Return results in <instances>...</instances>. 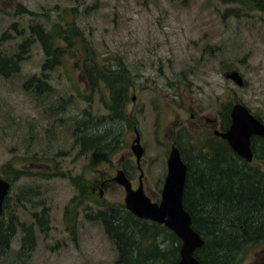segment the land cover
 I'll return each instance as SVG.
<instances>
[{
	"label": "rangeland",
	"instance_id": "rangeland-1",
	"mask_svg": "<svg viewBox=\"0 0 264 264\" xmlns=\"http://www.w3.org/2000/svg\"><path fill=\"white\" fill-rule=\"evenodd\" d=\"M39 23L78 29L87 57L103 68L92 71L98 77L92 87L90 73L67 54L43 77L44 54L35 42L17 74L0 75V178L11 183L0 217L6 232L0 264H115L122 244L110 216L134 237L131 264L153 258L148 264H164L163 252L179 256L175 233L132 215L124 189L112 181L122 169L138 187L135 132L144 147L140 182L151 202H159L168 149L177 141L195 182L189 203L203 209L211 202L219 215L238 207L264 216V187H251L264 180V146L254 137L247 181L212 136L236 103L264 123V0H0V56L34 39L28 28ZM73 50L77 57L80 43ZM234 70L242 87L225 78ZM109 80L125 93L119 114L118 106L111 109ZM82 124L109 144L103 157L80 146ZM239 251L238 264H264L262 239Z\"/></svg>",
	"mask_w": 264,
	"mask_h": 264
},
{
	"label": "trees",
	"instance_id": "trees-1",
	"mask_svg": "<svg viewBox=\"0 0 264 264\" xmlns=\"http://www.w3.org/2000/svg\"><path fill=\"white\" fill-rule=\"evenodd\" d=\"M63 26L64 25L58 28L51 27L50 29H46V27L40 23L31 25L28 28V32L30 37L34 39L26 37V39H24L20 43L14 54L8 57L0 56V75L5 78H10L11 76L17 74L19 72V66L21 62L30 52L31 45L37 42L44 54V61L41 65V75L43 77H45L46 73H49L56 67L60 66L65 59L64 57L69 54L72 58L79 59L80 63L78 64V66L83 69L86 74L90 73L89 81L92 87H94L95 81L98 79V77H92V74H94V72L92 71H97V69H101L103 67L98 62H96L95 59H90L89 57H87L88 51L86 44L83 42L84 37L81 33H78V29H70L68 26ZM12 29H14L16 33L21 32L16 29V26H12ZM57 39H62L64 46L58 45L56 43ZM77 42L80 43L81 52H79L76 57V53H74L73 49L77 47ZM88 64L91 69L88 68ZM35 80V76L30 79L29 82H31V87ZM110 82L111 83H109V85L111 86L113 100V107L111 109L113 110L116 106H118L119 112L116 109L115 112L119 114L122 110L123 98L125 97V93H120V87L118 88L117 92L114 81ZM38 84L40 86L36 85V92L38 94L45 93L46 90L44 88H40L44 85V81L38 80ZM84 128H86V126L82 124V128L78 130L80 131V146L84 151L89 150V152L93 153L94 155H101L103 157V155L105 154V150H107L109 144L106 142L102 145L100 143V138H94V136H91L90 134L87 135V131L84 130ZM104 135L106 134L104 133ZM111 138L113 139V137ZM105 139H107L106 136ZM107 154H109V151ZM233 176H235V172L233 173ZM235 178H237V176H235ZM259 184V182L258 184L255 183L251 185V187H254L256 190H258V188H260V186H258ZM194 189L195 187L193 186L186 188V191L183 195V206L191 216L193 229L197 231L204 240V244L201 249L195 252V257L201 264H238V256L241 252L239 251V249L241 245L245 244L249 240L257 241L262 239L264 241V216L257 219V217H253L247 212H242L241 208L239 209L238 207L233 208L232 210H230V212L225 211L223 214L219 215L217 212L214 213V211L209 208L211 202L210 204L209 202H206L204 204V208L200 209V207L193 206L191 203H189V196ZM217 199H223L221 197V194H217ZM206 218L209 219L208 223L206 221ZM107 222L112 225L113 231L117 234V238L120 239L122 244L119 246L118 259L115 264H131L128 259L130 255L133 256L131 252L132 247L134 246V237L132 235H128L125 231L119 230L118 226L116 228L114 227V224L117 222L114 216H110ZM132 222L139 226L138 231L144 235L145 232H142L141 230L142 224L140 223V221L136 220ZM210 222L213 223V226L210 225ZM160 228L164 227L160 226ZM4 232L5 231H3V228H1L0 226V249L2 248V246H4L3 244L5 243L4 237L2 235ZM7 232H9V235H12L13 233L12 229L9 227L7 229ZM125 240L129 241L130 244L133 245H129V243H127ZM137 249L133 248V250H135L134 255L137 258L143 259V254ZM155 252L158 254V249H155ZM167 253L168 252H163L165 256L161 259L162 263L176 264L179 261L178 254H176L175 256L173 251L171 254ZM157 257L158 258L155 260V262L159 260V256ZM137 258L134 259L138 260ZM148 260L153 262L154 258ZM148 260H141L139 262H134L133 264H148Z\"/></svg>",
	"mask_w": 264,
	"mask_h": 264
},
{
	"label": "water",
	"instance_id": "water-1",
	"mask_svg": "<svg viewBox=\"0 0 264 264\" xmlns=\"http://www.w3.org/2000/svg\"><path fill=\"white\" fill-rule=\"evenodd\" d=\"M225 78L233 81L238 87L244 85L243 78L234 70L225 74ZM231 125L226 132L218 136L228 142L233 151L243 160H252L250 139L252 136L264 138V124L256 119L241 103L232 106L230 112ZM131 150L139 162L143 149L138 134ZM166 177L161 190L159 203H152L145 195L142 185L136 190L123 171H118L112 181L121 185L125 191L124 206L135 217L164 225L180 239L179 261L176 264H201L194 256L204 240L191 227V217L183 206V191L186 180V165L182 161L177 147L172 146L166 162ZM10 190L9 182L0 178V216L3 201Z\"/></svg>",
	"mask_w": 264,
	"mask_h": 264
},
{
	"label": "flooded vegetation",
	"instance_id": "flooded-vegetation-1",
	"mask_svg": "<svg viewBox=\"0 0 264 264\" xmlns=\"http://www.w3.org/2000/svg\"><path fill=\"white\" fill-rule=\"evenodd\" d=\"M230 114H229V116H228V118L227 119H225V122L224 123H222V125H220L219 126V128H215V127H213V132H212V136H213V138L215 139V140H217V141H219L220 143H222L223 145H224V148H225V152H226V154H227V156L229 157V159L230 160H233L234 159V157L238 160V162L240 163V165H239V167H237V171L238 172H240L241 173V178H243L244 180H247L248 181V177H250V175H248L247 174V171H249V169H248V165L250 164V163H252V162H254L255 161V158H254V153H253V151H254V146H253V139H255L254 137H256V138H258V140L261 142V145H262V147L264 146V138L263 137H260V136H254V137H252L251 138V152H252V155H253V159H252V161L251 162H247V161H245V160H243L242 158H240L234 151H233V149L231 148V146L228 144V142L226 141V140H224L223 138H221L220 136H218V134H217V132L218 133H222V132H226L228 129H229V127H230ZM215 126H216V124H215ZM136 133H138V132H136ZM138 137H139V135H138ZM139 141H140V137H139ZM179 143L177 142V141H172V143L170 144V149H168V154L170 153V150H171V147L172 146H175V147H177L178 148V150H179V153H180V156H181V158H182V161L185 163V165H186V180H185V184H184V193H185V191H186V188L187 187H190V186H193L194 187V184H195V182H194V180L192 179V177H191V168L189 167V166H191L190 165V162H188L187 161V159L185 158V157H183V152L182 151H184V150H182V147H180L179 145H178ZM140 145L142 146V149H143V155H144V147H143V145L140 143ZM201 148H202V150L203 151H206V146L205 145H202L201 146ZM208 149H209V146H208ZM185 152H187V150H185ZM207 152L209 153V151L207 150ZM183 153V154H182ZM185 155H186V157H187V154L185 153ZM184 155V156H185ZM143 157V156H142ZM142 157H141V159H142ZM194 157V156H193ZM141 159H140V161H141ZM140 161L139 162H137V169L140 171V175H139V184L138 185H141V180H142V177H143V172L141 171V167H140ZM262 163H263V161H262ZM231 173H230V176H232V177H234L233 176V173H234V171H230ZM126 174V173H125ZM127 176V175H126ZM129 179V178H128ZM130 180V179H129ZM130 182H131V180H130ZM131 185H132V182H131ZM260 185H262L263 187H264V180H261L260 181Z\"/></svg>",
	"mask_w": 264,
	"mask_h": 264
},
{
	"label": "bare ground",
	"instance_id": "bare-ground-1",
	"mask_svg": "<svg viewBox=\"0 0 264 264\" xmlns=\"http://www.w3.org/2000/svg\"><path fill=\"white\" fill-rule=\"evenodd\" d=\"M154 223V222H153Z\"/></svg>",
	"mask_w": 264,
	"mask_h": 264
}]
</instances>
